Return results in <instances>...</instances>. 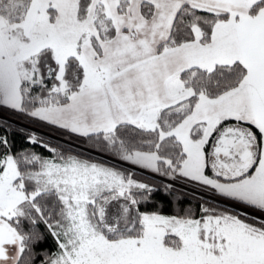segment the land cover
Segmentation results:
<instances>
[{
  "label": "snow or ice",
  "instance_id": "6c2138e0",
  "mask_svg": "<svg viewBox=\"0 0 264 264\" xmlns=\"http://www.w3.org/2000/svg\"><path fill=\"white\" fill-rule=\"evenodd\" d=\"M0 264H264V0H0Z\"/></svg>",
  "mask_w": 264,
  "mask_h": 264
}]
</instances>
